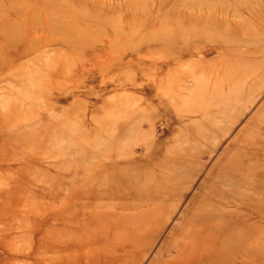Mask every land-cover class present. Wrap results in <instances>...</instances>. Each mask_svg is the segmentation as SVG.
<instances>
[{
    "label": "rangeland",
    "instance_id": "374dc122",
    "mask_svg": "<svg viewBox=\"0 0 264 264\" xmlns=\"http://www.w3.org/2000/svg\"><path fill=\"white\" fill-rule=\"evenodd\" d=\"M263 14L0 0V264H158L264 110ZM251 242L246 264H264Z\"/></svg>",
    "mask_w": 264,
    "mask_h": 264
},
{
    "label": "bare ground",
    "instance_id": "6f19581e",
    "mask_svg": "<svg viewBox=\"0 0 264 264\" xmlns=\"http://www.w3.org/2000/svg\"><path fill=\"white\" fill-rule=\"evenodd\" d=\"M234 8L236 14V4ZM230 22L238 27L237 21ZM233 146L202 185L158 264H223L230 257L232 263L246 264L255 253L251 240L264 245V110Z\"/></svg>",
    "mask_w": 264,
    "mask_h": 264
}]
</instances>
